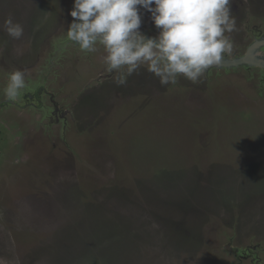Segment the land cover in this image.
Masks as SVG:
<instances>
[{"label": "rangeland", "instance_id": "obj_1", "mask_svg": "<svg viewBox=\"0 0 264 264\" xmlns=\"http://www.w3.org/2000/svg\"><path fill=\"white\" fill-rule=\"evenodd\" d=\"M73 3L0 0V264H264V71L161 86L144 66L117 85L102 46L67 39ZM230 8L222 61L264 40V0Z\"/></svg>", "mask_w": 264, "mask_h": 264}, {"label": "clouds", "instance_id": "obj_2", "mask_svg": "<svg viewBox=\"0 0 264 264\" xmlns=\"http://www.w3.org/2000/svg\"><path fill=\"white\" fill-rule=\"evenodd\" d=\"M230 4L231 0H74L66 35L88 53L102 46L103 60L117 85L144 66L161 86L176 84L181 76L196 84L209 67L232 52L226 33L236 30V18ZM141 9L151 14L157 36L148 37L140 30ZM4 31L20 39L24 28L9 17ZM25 77L26 70L21 69L9 74L6 98L21 95Z\"/></svg>", "mask_w": 264, "mask_h": 264}, {"label": "water", "instance_id": "obj_3", "mask_svg": "<svg viewBox=\"0 0 264 264\" xmlns=\"http://www.w3.org/2000/svg\"><path fill=\"white\" fill-rule=\"evenodd\" d=\"M262 46H264V40L256 41L250 46L249 50L243 57L234 60L222 61L220 64L213 66L236 67L245 64V65H253L264 70V63L262 61L254 62L252 59L249 58L254 53L253 52L254 49H257Z\"/></svg>", "mask_w": 264, "mask_h": 264}, {"label": "flooded vegetation", "instance_id": "obj_4", "mask_svg": "<svg viewBox=\"0 0 264 264\" xmlns=\"http://www.w3.org/2000/svg\"><path fill=\"white\" fill-rule=\"evenodd\" d=\"M254 43V42H253ZM252 45V44H251ZM250 45V46H251ZM262 55L259 54V53H253L249 58L252 59L254 62L256 61H262L264 63V61L262 60L263 58L261 57ZM231 60H234V59H231ZM225 61H228V60H225ZM251 63V62H250ZM250 66V65H248ZM253 66V65H252ZM213 67V66H212ZM225 68V67H224ZM263 70V69H262ZM264 71V70H263Z\"/></svg>", "mask_w": 264, "mask_h": 264}, {"label": "trees", "instance_id": "obj_5", "mask_svg": "<svg viewBox=\"0 0 264 264\" xmlns=\"http://www.w3.org/2000/svg\"><path fill=\"white\" fill-rule=\"evenodd\" d=\"M0 141H1V138H0Z\"/></svg>", "mask_w": 264, "mask_h": 264}]
</instances>
